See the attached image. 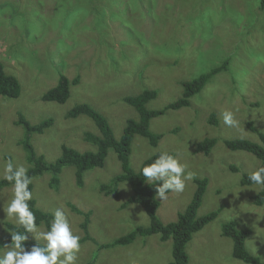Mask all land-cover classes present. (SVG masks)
I'll list each match as a JSON object with an SVG mask.
<instances>
[{
    "label": "rangeland",
    "instance_id": "obj_1",
    "mask_svg": "<svg viewBox=\"0 0 264 264\" xmlns=\"http://www.w3.org/2000/svg\"><path fill=\"white\" fill-rule=\"evenodd\" d=\"M226 59L228 68L200 92L202 98L206 94L209 107L197 95L190 99L198 101L190 110L167 111L151 119L149 130L162 138L152 148L145 138L135 135L129 164L137 171L144 159L167 151L186 162L193 177L207 178L197 217L220 212L186 244L189 264H247L233 258L232 241L221 234L222 224L230 220L250 230L245 247L264 264V203L258 206L252 199L262 187L240 184L242 173L256 170L259 161L251 153L232 152L223 144L236 138L259 144L258 134L246 127L251 121L264 135V10L260 0H0V60L21 86L17 100L0 96V174L7 163L4 156L15 166H30L19 144L24 137L22 126L15 125L19 115L33 125L53 120L43 134L30 136L35 151L48 163L60 156L62 144L80 152L96 151L83 140V133L100 136L98 129L85 115L66 119L72 107L92 106L106 117L118 138L127 119H138L123 96L154 89L157 95L146 108L161 109L181 96L179 81L192 79ZM184 66L190 71L188 77L179 76ZM59 72L70 80L77 76L78 83L71 86L64 104L43 102L41 97L55 86ZM172 85L177 89H170ZM186 110L200 115L195 120L189 114L181 116ZM228 110L234 112L238 127L224 124L222 113ZM211 113L216 115V125L207 124ZM210 137L218 142L209 154H195L196 143ZM120 173L116 155L109 151L102 168L84 173L82 186L76 185L75 168L69 165L58 175L56 189L48 187L49 173L33 178L32 199L43 212L53 215L57 208L65 210L81 238L84 217L71 206L91 212L88 232L95 241L81 243L76 264H167L171 239L161 242L158 235L137 236L129 245L97 249L149 223L140 205L121 207L131 194L126 183L118 185L116 195L99 190ZM194 189L191 180L183 192L170 191L165 200L157 197L159 220L174 222ZM11 198L12 185L0 188V237L6 234L5 222L15 224L4 211ZM38 232H46L44 226H38ZM36 235L28 233V240L46 243L35 239ZM4 245L0 254L6 251Z\"/></svg>",
    "mask_w": 264,
    "mask_h": 264
},
{
    "label": "trees",
    "instance_id": "obj_2",
    "mask_svg": "<svg viewBox=\"0 0 264 264\" xmlns=\"http://www.w3.org/2000/svg\"><path fill=\"white\" fill-rule=\"evenodd\" d=\"M260 9L264 10V0H260ZM228 65L229 60L226 59L221 66L211 69L207 73L201 74L191 81L185 82L182 85V98L175 103H170L164 106L162 112L167 109H177L187 105L188 98H190L191 95H195L197 92L200 93L205 84L209 83L214 75L226 70ZM4 67L6 69V66L0 60V96L17 100L16 98H18L21 92L20 83L16 77L6 73ZM78 81L79 78L77 76L70 80L59 72L55 86L49 88L43 94L41 100L43 102L64 104L70 96L71 86L76 85ZM156 94L155 90L145 89L139 94L123 96L121 98L124 103L133 107L137 111L139 117L138 120L127 119L122 134L118 138L115 137L106 117L89 104L79 103L67 111L65 114L66 119H75L80 115H85L92 119L100 136L84 132L83 140L94 145L96 151L80 152L73 149L71 146L68 147L62 144L60 146V156L54 162L48 163L45 161L43 155H39L38 152L35 151V148L30 143V136L34 133L43 134L45 130L51 127L53 120L51 118H46L39 122V124L33 125L23 118L22 115H19L17 118L18 124H20L24 130V137L19 141V144L23 147L26 153V161L30 165L28 167V175L33 179L44 173L51 174L48 183V187L51 189H56V186L58 185V175L61 173L62 168L68 165L74 166L75 183L77 186H82L84 173L94 168H102L108 152H114L116 159L120 164L121 173L114 175L109 182L101 184L99 190L106 193V195H116V193L118 194V185L121 186L123 183H126L131 190V194L121 207L124 208L130 203L140 205L148 216L149 223L146 226H136L130 232L121 235L108 243L97 245V249L104 250L115 246L129 245L137 236L145 238L149 235H158L161 242L171 239V260L167 264H189L188 255L185 250L186 244L190 241L195 232L199 231L207 223L214 220L220 210L212 211L202 217H197V210L200 207L208 180L205 177L197 179L194 176L193 182L195 184V189L192 193L191 200L186 209L183 212L178 213L177 219L174 222L164 224L157 217L156 211L159 202L155 186L158 182L147 183L141 170L145 165L150 164L162 152H156L150 157L144 159L137 171L132 170L129 164L131 144L135 135L145 138L148 141L149 146L152 148H156L162 138L161 134L152 133L149 130L150 120L159 116L160 112L148 110L145 107V104L148 101L153 100L156 97ZM214 117H216V115L213 113L209 119L212 124H216ZM253 125L254 124L251 121L246 124V127L250 131L258 134L259 144L240 138L224 140L223 144L229 151L235 152L240 150L253 154L259 161L258 167H261L264 166V135L260 134ZM216 142V139L207 138L203 142L197 144L196 151L203 150L204 152H209ZM4 157L7 161L11 160L9 156ZM232 170L236 172L238 171L236 168H232ZM249 174L250 173H242L240 180L242 186H250L254 184L250 181ZM10 185L11 184L8 181L4 179L0 180V188L8 187ZM261 187L260 192L252 196V199H254L255 204L258 206L264 203V186ZM32 188L33 186L31 183L29 185V190L32 191ZM28 203L30 209L37 217V226L42 225L46 231H49L53 215L39 210L36 207L34 199L30 200ZM71 207L75 213L79 215L81 214L84 217L83 222L80 224V229L84 234L80 243L85 241L94 242L95 240L88 232L91 212H82L74 206ZM4 226L3 230L6 234L0 237V248L3 247L4 244L11 243V232L19 231L25 235L28 234L27 232L25 233V230L22 227L17 226L16 224L5 222ZM221 234L231 239L233 258L239 259L247 264H263L258 257L252 255L245 247V240L250 234V230L238 228L237 224L230 220L222 224ZM36 243L41 246L46 245L44 242L27 239L25 241V247L30 250V248Z\"/></svg>",
    "mask_w": 264,
    "mask_h": 264
},
{
    "label": "clouds",
    "instance_id": "obj_3",
    "mask_svg": "<svg viewBox=\"0 0 264 264\" xmlns=\"http://www.w3.org/2000/svg\"><path fill=\"white\" fill-rule=\"evenodd\" d=\"M221 64L211 67L208 71L221 66ZM208 71L204 73H207ZM221 72L217 73L216 76ZM189 73L190 71L188 67L184 66L180 71L179 76L188 77ZM214 77L215 75L212 78ZM194 78L181 80L178 82V86L179 84L182 86L185 82L191 81ZM169 88L175 90V88L177 89V86L172 85L169 86ZM197 95L199 96L201 94L197 92L195 95H191V97L188 98L187 105L177 109H167L163 114L167 111H176L185 108L190 110L193 106V102H198L200 100L204 107H209L206 104L208 101L206 94L203 98L201 95V99L198 101H190L192 97ZM182 96L183 87L181 96L172 101L171 104L177 102ZM159 110L160 109H158V111ZM188 110H186L181 116L189 114L191 115V119L195 120L198 115H200L198 112L197 114L187 113ZM212 114L213 113L210 115ZM222 117L224 124L231 127L239 126V121L236 119L233 111H224ZM209 119L207 120L208 125H216L210 123ZM214 120L216 121L217 119L214 117ZM15 125L21 126L18 124V121L15 122ZM177 131L178 129L176 128L172 132L176 134ZM210 138L218 140L215 137ZM204 140L205 138L201 142ZM201 142L198 141L196 146ZM209 152H204L203 150L196 151L195 149L194 153H201L203 156H206ZM170 153L171 152L160 153L150 164L145 165L141 170L147 183L158 182L155 186V190L157 197L161 200L167 199V193L170 191L176 193L183 192L186 188L187 182L194 178L193 173L187 171L189 167L188 164L182 162L180 157ZM0 178L8 181L12 185V198L8 203L7 208L4 209L7 218L13 220L17 226L22 227L25 230V233L37 234L35 239H43L46 241V245L41 246L36 243L30 248V250H28L25 247V241L28 239V236L19 231H13L11 232V243L5 244L4 248L6 251L0 254V264H76L77 253L81 248V237L80 235L75 234L65 210L57 208L53 213L50 230L46 232H38V226L36 223L37 217L30 209L28 203L33 198L32 192L29 190V185L32 183V177L28 175V168L25 166H15L14 163L9 160L4 166L3 173L0 174ZM249 179L255 185L264 186V166L258 167L256 170L250 172Z\"/></svg>",
    "mask_w": 264,
    "mask_h": 264
},
{
    "label": "flooded vegetation",
    "instance_id": "obj_4",
    "mask_svg": "<svg viewBox=\"0 0 264 264\" xmlns=\"http://www.w3.org/2000/svg\"><path fill=\"white\" fill-rule=\"evenodd\" d=\"M162 110H163V108H161L160 110H159V112H160V114H159V116H161V115H163V112H162ZM155 111H158V109L157 110H155ZM138 117H139V115H138ZM158 117V116H157ZM136 120H138V119H136ZM150 123V122H149ZM217 142H218V140H217ZM233 152V151H232ZM131 154V153H130ZM130 158V157H129ZM231 170H232V168H231ZM238 172V171H237ZM244 174V173H243ZM252 185H254V184H252Z\"/></svg>",
    "mask_w": 264,
    "mask_h": 264
}]
</instances>
